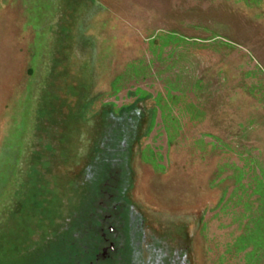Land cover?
<instances>
[{
  "label": "rangeland",
  "instance_id": "374dc122",
  "mask_svg": "<svg viewBox=\"0 0 264 264\" xmlns=\"http://www.w3.org/2000/svg\"><path fill=\"white\" fill-rule=\"evenodd\" d=\"M121 207L132 264H264V0H0V264Z\"/></svg>",
  "mask_w": 264,
  "mask_h": 264
},
{
  "label": "flooded vegetation",
  "instance_id": "af4514ba",
  "mask_svg": "<svg viewBox=\"0 0 264 264\" xmlns=\"http://www.w3.org/2000/svg\"><path fill=\"white\" fill-rule=\"evenodd\" d=\"M122 207L117 210L119 213L115 214L116 218L119 219L117 223H121V226L116 224L117 227L114 228L120 230L117 235L112 228H109L112 231L108 229L109 234L106 235L102 226L81 227L79 239L71 241L76 245H68L71 251L69 250L68 256L62 264H132V252L126 241L127 227L124 223L125 220L121 222L122 213L120 211H124L121 210ZM123 216L125 217V215ZM117 236L120 240L119 246L114 245V241L110 240V238L117 239Z\"/></svg>",
  "mask_w": 264,
  "mask_h": 264
},
{
  "label": "trees",
  "instance_id": "16d2710c",
  "mask_svg": "<svg viewBox=\"0 0 264 264\" xmlns=\"http://www.w3.org/2000/svg\"><path fill=\"white\" fill-rule=\"evenodd\" d=\"M121 140H122L121 134L116 135L114 145H117V143H119ZM120 155H122V154H120ZM119 166L121 167L122 165H119ZM96 167L98 168V172L95 173V177H97V179H100L101 177L103 179H106V177L108 175V171H110V162L108 161V159H105L104 156H102V158H99V161H98V164ZM123 174H120L118 179H117V182L113 183L115 185V195H117L119 197L122 195V192H123L122 187L126 183L125 179L123 178ZM102 178H101V180H102ZM110 183L112 184V181H110Z\"/></svg>",
  "mask_w": 264,
  "mask_h": 264
}]
</instances>
